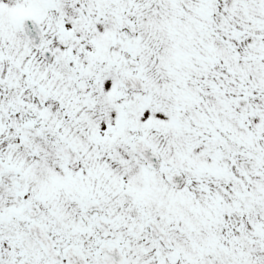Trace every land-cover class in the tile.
Here are the masks:
<instances>
[{"label":"snow or ice","instance_id":"1","mask_svg":"<svg viewBox=\"0 0 264 264\" xmlns=\"http://www.w3.org/2000/svg\"><path fill=\"white\" fill-rule=\"evenodd\" d=\"M0 264H264V0H0Z\"/></svg>","mask_w":264,"mask_h":264}]
</instances>
